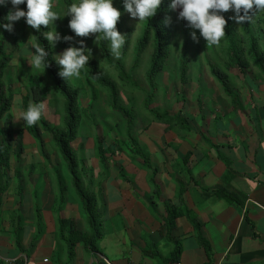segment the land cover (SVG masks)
I'll use <instances>...</instances> for the list:
<instances>
[{
  "label": "crops",
  "instance_id": "crops-1",
  "mask_svg": "<svg viewBox=\"0 0 264 264\" xmlns=\"http://www.w3.org/2000/svg\"><path fill=\"white\" fill-rule=\"evenodd\" d=\"M230 61L220 67L229 91L210 68V75L196 77L195 90L188 91L190 78L180 79L165 121L142 131L135 121L133 136L149 163L132 144L121 146L123 135H115L101 159L97 141L107 135L78 132L72 144L86 186L100 195L104 236L92 255L97 260H84L92 251L80 242L70 264H264V72L252 58L246 67ZM151 126L161 135L150 133ZM40 131L46 148L22 131V153L12 151L1 170L0 264H67L60 219H74L80 230L88 222L53 135ZM223 192L229 199L218 196ZM167 204L179 211L171 240Z\"/></svg>",
  "mask_w": 264,
  "mask_h": 264
},
{
  "label": "rangeland",
  "instance_id": "rangeland-1",
  "mask_svg": "<svg viewBox=\"0 0 264 264\" xmlns=\"http://www.w3.org/2000/svg\"><path fill=\"white\" fill-rule=\"evenodd\" d=\"M73 2V0H71ZM55 10L63 14L68 7L66 0H54ZM8 9L12 8L9 3ZM179 9H175L171 18V26L173 29L172 46L169 58L166 61L165 68L160 71L154 78V87H150L147 81V71L151 64L152 54L154 51V38L151 36V40L140 57L139 62L136 61V45L139 37L144 33L145 24L144 21L139 22L138 18L131 17L130 13L125 11L124 24L121 32L125 34L131 29V39L128 49L123 52V46L121 48V55L115 57L110 54V57H105L100 48L101 39L98 44L95 42V37L99 33L92 34L87 37L88 47L92 49V56L98 61L102 72L109 78L116 82L120 100L119 103L129 110H133L136 115V124L142 131L144 125L150 122L165 121L167 117L166 104L173 106L176 101L177 91H181L179 84L181 79L180 64L182 60V51L185 44L184 36V20L178 16ZM228 16L234 15L229 10ZM70 17H63L56 21L57 30L62 35H68L72 33V30L68 26ZM229 23L234 25L239 33V36H245L242 29L241 22L238 23L234 19H229ZM254 30L259 35V42L264 47V12H256L253 15ZM51 27H54L52 25ZM8 31V30H7ZM192 29H190V52H189V72L188 76L191 79L187 84L188 91L195 90L197 88L196 77L205 71V76L210 75V64H216L222 69L225 68V64L231 63L228 53V40L227 36L221 38V42L218 45H207L206 41L201 37L199 41H194L191 36ZM198 32V30H197ZM3 38L0 27V40ZM243 38V37H242ZM241 38V39H242ZM34 40V35L21 18L15 22L14 30L8 31V37L4 39V44L7 53L11 55V60L5 70L4 82L8 91L13 93V106L11 112L15 115L13 122L15 135H17L19 129H23L24 135H34L29 129H34L36 125L42 130L43 135H53L52 132L44 129V123L41 122L42 118H47L53 128L64 126V115L66 100L61 92L55 88V81L53 80L48 69L42 73V70H33L32 66L28 62L31 58L32 49L27 44L28 41ZM80 37H77L75 41L65 42L61 40L57 43L54 50L56 53L62 52L64 48L68 47L72 43H78ZM227 53V54H226ZM246 55V56H245ZM244 58L251 63L250 52H247ZM232 60V58H231ZM256 64V63H255ZM253 66V65H251ZM197 70H200L198 73ZM203 87L200 89H206V83L202 82ZM39 79L41 85L45 88L47 109L39 120L34 125H26V121L22 118L18 119V115L26 110L23 104L24 97H29L28 105L30 102H35L33 97V83ZM80 92V108L82 115V122L79 126V135H107L104 140L105 148L110 147L114 143L113 139L115 135H123L125 142L120 143L121 146L126 145V148H131V143L127 138V119L120 111H117L112 106V99L108 88L103 86L100 82L93 80L89 74V69L85 67L81 71L79 78H72L69 80ZM167 95V96H166ZM179 99L180 94H179ZM147 100L150 102L151 108L155 111H151V108L147 107ZM170 100V101H168ZM165 101H167L165 103ZM165 104V105H164ZM162 119V120H161ZM33 127V128H32ZM51 127V126H50ZM149 125L146 126V128ZM44 132V133H43ZM155 135H161L160 132H154V128L151 126L150 133ZM151 134V135H152ZM97 141L98 145L102 142ZM77 145V141H75ZM96 143V144H97ZM111 143V144H110ZM124 144V145H123ZM54 147L56 145L53 143ZM53 147V146H52ZM125 147V146H124ZM132 149V148H131ZM130 150V149H129ZM129 152V151H128ZM80 227L82 231H90L87 221L82 222ZM83 245V243H81ZM81 254V253H80ZM84 260H97L98 258H92V255L96 257L94 252L91 254L83 253Z\"/></svg>",
  "mask_w": 264,
  "mask_h": 264
},
{
  "label": "trees",
  "instance_id": "trees-1",
  "mask_svg": "<svg viewBox=\"0 0 264 264\" xmlns=\"http://www.w3.org/2000/svg\"><path fill=\"white\" fill-rule=\"evenodd\" d=\"M67 4H71V0H66ZM171 0H163L160 8L156 15L150 20H145L144 33L139 37L136 45V61L139 62L141 55L147 48L151 36L154 38L155 46L152 54L151 64L147 71V81L150 87H154L155 76L165 68L166 61L171 53L173 29L171 26V18L174 14L175 9L169 7ZM114 6L121 9L122 15L118 21L117 27L121 31L124 24L123 13L124 9L123 0H114ZM26 9V5H21ZM9 9L7 6H0V21H3L7 16ZM226 18L229 17L225 13ZM25 21V18H23ZM26 23V22H25ZM243 33L245 36H239L237 28L229 23L226 25V36L229 44L228 53L232 60L241 67L248 66L249 62L244 58L247 52H250L252 60L256 65L264 72V47L260 45L259 35L254 30L253 26V15L250 16L249 20L241 22ZM29 26V25H28ZM51 27V26H50ZM31 29L35 42H39L41 46H45L49 51L48 59L51 61L50 66L47 68L50 72L53 80L55 81V88L62 93L66 100L65 115H64V126L63 127H51L49 129L53 134V140L56 143L57 148L60 151L61 156L65 160L66 166L71 174L74 187L78 196L80 197L85 214L88 219L90 231H82L78 229L76 221L74 219H60V234L61 238L67 245L68 261L67 264L73 262L76 257V246L82 242L84 246L92 252H100L99 242L104 236L102 227V205L100 202V195L93 192L90 187L85 184V171L83 166V160H81L72 144V142L78 136V129L81 124V108H80V92L70 81L65 80L59 75L60 66L53 59L54 50L49 45V42L40 33L29 26ZM44 30H48L42 26ZM1 33L3 38L0 40V174L4 167H7L10 160V154L12 151L22 153L23 142L22 135L23 129H20L15 136V130L13 126V116L11 114V107L13 104V93L8 91L5 87L4 74L5 70L11 60V55L7 53L4 39L8 37L7 29L1 27ZM190 28L187 26V21L184 20V36L185 44L182 51V60L180 64L181 81L183 84L189 82V52H190ZM88 37V36H87ZM87 37H80L86 41L88 46ZM242 38V39H241ZM131 39V29L128 30L125 36V43L123 45V52H126ZM77 46L79 44L77 43ZM100 48L105 57H110V44L109 41L101 39ZM246 56V55H245ZM89 69L91 78L97 82H100L109 89L112 106L115 110L120 111L123 116L127 119V134L131 144L135 147L136 152L149 163V157L140 147L136 138L133 136V130L136 121V115L133 110H129L125 106L119 103L120 93L116 82L109 79L101 70L98 61L92 56L89 61V65H86ZM212 74L223 84L225 89L229 91L228 76L224 70H222L216 64H210ZM36 80V79H35ZM33 85V97L35 102H40L46 99L47 92L41 85L39 79L34 81ZM29 97H25L24 104H28ZM147 107L150 108V102L147 100ZM154 112L155 109L151 108ZM42 122L47 124L42 118ZM33 128V127H32ZM31 130V129H29ZM31 132L37 138L41 148H46V143L41 136V131L38 125ZM98 154L101 159L104 158L105 147L101 142L98 147ZM105 159V158H104ZM1 176V175H0ZM6 186L0 181V206L2 202L3 193L5 192ZM219 197L229 199L228 193H217ZM168 217L166 219L168 229V239L171 240L170 234L175 226V218L179 215L172 205L167 204ZM194 220V219H193ZM195 221V220H194ZM175 253L178 254L181 251L180 243L175 241ZM173 261L178 260V256ZM99 264H106L100 262Z\"/></svg>",
  "mask_w": 264,
  "mask_h": 264
},
{
  "label": "clouds",
  "instance_id": "clouds-1",
  "mask_svg": "<svg viewBox=\"0 0 264 264\" xmlns=\"http://www.w3.org/2000/svg\"><path fill=\"white\" fill-rule=\"evenodd\" d=\"M12 5L7 16L0 21V27L13 31L15 22L25 18L27 25L40 33L55 48L61 40L75 41L77 37H87L99 33L95 42L103 38L109 41L110 54L119 57L125 43V34L117 27L122 12L114 6V0H73L61 14L55 10L54 0H0V6ZM163 0H123L124 9L131 17L138 18L139 22L150 20L160 8ZM26 5V9L21 7ZM171 9H179L178 16L187 21L192 29L194 41L202 37L207 45H218L226 34V25L229 19L238 23L249 20L256 12H264V0H171ZM231 10L234 15L227 17L225 13ZM70 17L68 26L72 34L62 35L56 26V21L63 17ZM54 25V27H50ZM44 26L48 30L42 28ZM198 30V32H197ZM32 54L28 62L33 70H42L50 66L49 51L39 42L28 41ZM70 44L62 52L56 53L53 59L60 66L59 75L69 81L79 78L81 71L92 58V49L85 40L80 39ZM47 109L44 101L30 102L18 119L26 121V125H34L41 120Z\"/></svg>",
  "mask_w": 264,
  "mask_h": 264
},
{
  "label": "built area",
  "instance_id": "built-area-1",
  "mask_svg": "<svg viewBox=\"0 0 264 264\" xmlns=\"http://www.w3.org/2000/svg\"><path fill=\"white\" fill-rule=\"evenodd\" d=\"M106 262H107L108 264H111V263H110L109 261H107V260H106ZM130 264H134V263H130Z\"/></svg>",
  "mask_w": 264,
  "mask_h": 264
}]
</instances>
